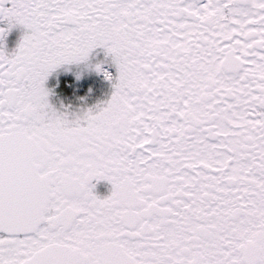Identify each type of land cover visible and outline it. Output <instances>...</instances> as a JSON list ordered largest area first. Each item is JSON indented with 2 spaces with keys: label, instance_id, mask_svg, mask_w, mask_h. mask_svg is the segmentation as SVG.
<instances>
[{
  "label": "snow or ice",
  "instance_id": "obj_1",
  "mask_svg": "<svg viewBox=\"0 0 264 264\" xmlns=\"http://www.w3.org/2000/svg\"><path fill=\"white\" fill-rule=\"evenodd\" d=\"M0 264H264V0H0Z\"/></svg>",
  "mask_w": 264,
  "mask_h": 264
},
{
  "label": "flooded vegetation",
  "instance_id": "obj_2",
  "mask_svg": "<svg viewBox=\"0 0 264 264\" xmlns=\"http://www.w3.org/2000/svg\"><path fill=\"white\" fill-rule=\"evenodd\" d=\"M21 35L20 29H13L8 36L6 37V43H7V48L8 50H11L12 48L15 47V44L17 43L19 36ZM83 84L85 87L88 85H92L94 88V91L89 98V103H94L97 99H102L104 98L105 94L109 91L108 85L106 82H104L100 77L96 75H86ZM108 186L105 182H101L100 184L97 185L96 191L104 195L107 193Z\"/></svg>",
  "mask_w": 264,
  "mask_h": 264
}]
</instances>
